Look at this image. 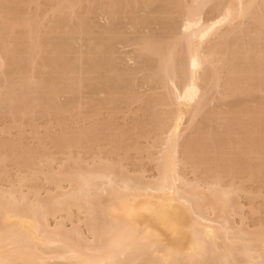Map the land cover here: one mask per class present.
<instances>
[{"label":"bare ground","instance_id":"1","mask_svg":"<svg viewBox=\"0 0 264 264\" xmlns=\"http://www.w3.org/2000/svg\"><path fill=\"white\" fill-rule=\"evenodd\" d=\"M0 264H264V0H0Z\"/></svg>","mask_w":264,"mask_h":264}]
</instances>
